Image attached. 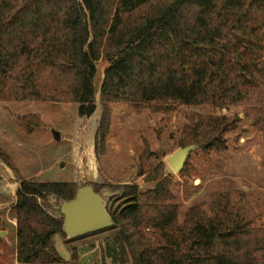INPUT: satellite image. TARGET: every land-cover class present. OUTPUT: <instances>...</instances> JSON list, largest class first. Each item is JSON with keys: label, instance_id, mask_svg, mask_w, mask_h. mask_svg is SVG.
Segmentation results:
<instances>
[{"label": "trees", "instance_id": "obj_1", "mask_svg": "<svg viewBox=\"0 0 264 264\" xmlns=\"http://www.w3.org/2000/svg\"><path fill=\"white\" fill-rule=\"evenodd\" d=\"M99 62L105 67L96 155L104 152L115 104L137 113L241 107L264 139V0H0V102L72 103L90 118L97 111ZM238 121L190 114L179 147L222 153ZM17 123L27 134L40 126L36 115ZM0 162L18 180L16 263L62 264L52 241L66 237L60 206L85 185L21 179L1 149ZM164 172L159 163L148 173L144 183L155 185L144 192L121 188L118 200L104 207L110 228L68 242L110 233L104 252L121 264H264V227L254 226L257 215L244 192L210 193L206 205L191 206L179 223Z\"/></svg>", "mask_w": 264, "mask_h": 264}, {"label": "rangeland", "instance_id": "obj_2", "mask_svg": "<svg viewBox=\"0 0 264 264\" xmlns=\"http://www.w3.org/2000/svg\"><path fill=\"white\" fill-rule=\"evenodd\" d=\"M96 67L97 111L90 118L79 116L78 105L72 103L0 102V149L10 158L19 178L34 183L90 184L102 195L107 209L111 202L118 200L123 186L137 185L140 192L154 187L155 183H144V177L163 163L164 176L170 182L173 196L170 204L177 208L179 223L191 206L206 205L210 193L239 190L245 193L257 215L258 226H255L264 227V139L244 118L241 107L226 111L208 106H176L168 113L149 110L137 113L129 104L110 105L104 152L96 155L94 137L100 116L98 89L105 64L99 62ZM193 113L237 116L239 121L235 129L225 135L226 151L204 154L196 149L187 158L185 175L179 176L166 165V158L179 148L182 128ZM28 115H36L40 121V126L31 134L17 123V117ZM53 132L59 135L58 140ZM4 168L0 162L3 174L0 184H8V188L0 192V220L10 232L18 182L13 172ZM1 234L3 262L17 264L12 233L8 237L6 229L1 228ZM109 239L110 233H102L75 242L56 235L52 241L62 264H121L113 262L104 252L111 243ZM72 247L78 252L75 261L71 260Z\"/></svg>", "mask_w": 264, "mask_h": 264}, {"label": "water", "instance_id": "obj_3", "mask_svg": "<svg viewBox=\"0 0 264 264\" xmlns=\"http://www.w3.org/2000/svg\"><path fill=\"white\" fill-rule=\"evenodd\" d=\"M53 135L55 139H59L56 132H53ZM196 149H199L196 145L177 148L166 158V165L173 173L178 174L190 153ZM60 214L63 218V233L68 239L83 237L112 226V221L104 208L103 197L96 194L90 184L77 187L74 198L61 204Z\"/></svg>", "mask_w": 264, "mask_h": 264}, {"label": "crops", "instance_id": "obj_4", "mask_svg": "<svg viewBox=\"0 0 264 264\" xmlns=\"http://www.w3.org/2000/svg\"><path fill=\"white\" fill-rule=\"evenodd\" d=\"M1 167H2V166H1ZM4 169H5V171H7V168H4ZM5 173H6V172H5ZM1 175H3V174L0 173V176H1ZM7 186H8V184L1 183V184H0V192L3 191V189H5V187L8 188ZM12 193H14V192H12ZM13 214H14V212H13ZM11 225H12V226H11V229H10L11 231L9 232V230H7L8 227L6 226V224H5L2 220H0V233H1V228H2V229L4 228V229H6V232H7L8 237H9V234H10V233H12V235H13V237H14V246H13V247H14V259H15V220H14V217H13V221H11ZM255 225L258 226V225L254 222V226H255ZM9 243H10V242H9ZM10 244L13 245V243H10ZM2 253H3V251L0 250V259L3 261Z\"/></svg>", "mask_w": 264, "mask_h": 264}]
</instances>
